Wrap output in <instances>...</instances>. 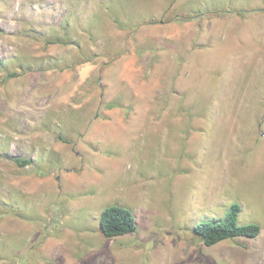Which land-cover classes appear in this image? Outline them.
Here are the masks:
<instances>
[{
  "label": "rangeland",
  "instance_id": "374dc122",
  "mask_svg": "<svg viewBox=\"0 0 264 264\" xmlns=\"http://www.w3.org/2000/svg\"><path fill=\"white\" fill-rule=\"evenodd\" d=\"M252 9L264 0H0V264H264ZM235 202L260 234L207 245L195 225ZM113 204L135 232L103 236Z\"/></svg>",
  "mask_w": 264,
  "mask_h": 264
},
{
  "label": "trees",
  "instance_id": "16d2710c",
  "mask_svg": "<svg viewBox=\"0 0 264 264\" xmlns=\"http://www.w3.org/2000/svg\"><path fill=\"white\" fill-rule=\"evenodd\" d=\"M264 9L246 11V15L263 12ZM15 75V74H12ZM21 166L30 165V159L13 158ZM241 204L232 203L224 218L198 222L194 227L195 234L207 245L217 244L225 239L238 236L255 237L262 230L261 225L255 222L241 224L239 215ZM102 233L106 237L125 235L135 232L138 228L136 216L131 209L121 205H110L103 209L100 216Z\"/></svg>",
  "mask_w": 264,
  "mask_h": 264
},
{
  "label": "crops",
  "instance_id": "0c3cea01",
  "mask_svg": "<svg viewBox=\"0 0 264 264\" xmlns=\"http://www.w3.org/2000/svg\"><path fill=\"white\" fill-rule=\"evenodd\" d=\"M82 201H87L86 199H84V200H82ZM81 201V199H80V202H82ZM84 204H82V203H80L79 204V206L80 207H84L83 206ZM103 211V210H102ZM102 211H100V214H99V220H100V216H101V213H102ZM69 216V215H68ZM101 226V225H100ZM101 231H102V229H101ZM103 234V233H102ZM129 234V233H128ZM69 235V234H68ZM126 235V234H125ZM103 236H104V234H103ZM69 237H72V238H74V240L76 239V237H74V235H72V234H70V236ZM104 237H106V236H104ZM112 237H115V236H112ZM117 237V236H116ZM50 238H52V237H50ZM49 238V239H50ZM106 238H111V237H106ZM66 239H67V234H65V236L63 237V238H61V239H59V244L61 245V246H63L64 245V243H66Z\"/></svg>",
  "mask_w": 264,
  "mask_h": 264
}]
</instances>
